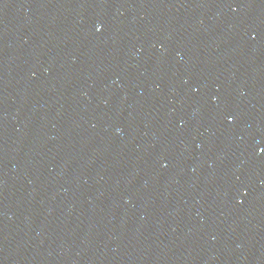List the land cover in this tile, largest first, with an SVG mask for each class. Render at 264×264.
<instances>
[{"label": "water", "instance_id": "95a60500", "mask_svg": "<svg viewBox=\"0 0 264 264\" xmlns=\"http://www.w3.org/2000/svg\"><path fill=\"white\" fill-rule=\"evenodd\" d=\"M0 264H264V0H0Z\"/></svg>", "mask_w": 264, "mask_h": 264}]
</instances>
